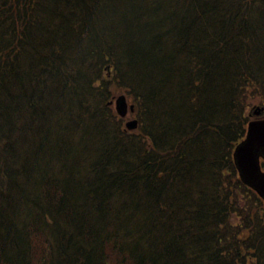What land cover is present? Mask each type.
Here are the masks:
<instances>
[{
  "label": "trees",
  "instance_id": "obj_1",
  "mask_svg": "<svg viewBox=\"0 0 264 264\" xmlns=\"http://www.w3.org/2000/svg\"><path fill=\"white\" fill-rule=\"evenodd\" d=\"M249 96L263 1L0 0V264H264Z\"/></svg>",
  "mask_w": 264,
  "mask_h": 264
},
{
  "label": "water",
  "instance_id": "obj_2",
  "mask_svg": "<svg viewBox=\"0 0 264 264\" xmlns=\"http://www.w3.org/2000/svg\"><path fill=\"white\" fill-rule=\"evenodd\" d=\"M116 109L121 116H126L128 104L125 96H120L116 100ZM130 109L133 111L134 106ZM254 113L259 116L261 110L256 109ZM126 126L134 130L138 127V122L131 121ZM261 158L264 159V119L249 123L245 140L234 152V162L241 180L264 200V172L261 168Z\"/></svg>",
  "mask_w": 264,
  "mask_h": 264
},
{
  "label": "rangeland",
  "instance_id": "obj_3",
  "mask_svg": "<svg viewBox=\"0 0 264 264\" xmlns=\"http://www.w3.org/2000/svg\"><path fill=\"white\" fill-rule=\"evenodd\" d=\"M149 4H151L150 6L152 7V1H150ZM168 42H169V44H167L168 47H166V48L172 49V44H171L172 42L169 41V40H168ZM165 52H167V51L165 50ZM119 94H123V92L118 91L117 95H119ZM127 97H128L129 103H133V100H131V98L128 95H127ZM250 103L252 104V106H250L248 108V112L249 113L253 111L252 108L254 106H259L260 105V100L258 98L254 99L253 96H249L248 104H250ZM112 111H113V114H114L115 113V109L113 107H112ZM115 115H116V113H115ZM132 119H137L135 113L134 114H130L129 113L128 116L125 119L122 120L123 126L125 127V123L127 121H129V120H132Z\"/></svg>",
  "mask_w": 264,
  "mask_h": 264
}]
</instances>
